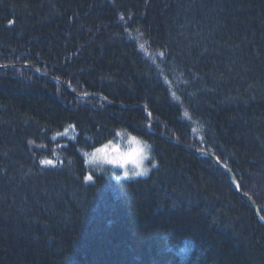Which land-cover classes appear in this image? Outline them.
<instances>
[{
    "label": "trees",
    "instance_id": "obj_1",
    "mask_svg": "<svg viewBox=\"0 0 264 264\" xmlns=\"http://www.w3.org/2000/svg\"><path fill=\"white\" fill-rule=\"evenodd\" d=\"M119 131L156 167L87 180ZM262 217L264 0H0V264H264Z\"/></svg>",
    "mask_w": 264,
    "mask_h": 264
},
{
    "label": "rangeland",
    "instance_id": "obj_2",
    "mask_svg": "<svg viewBox=\"0 0 264 264\" xmlns=\"http://www.w3.org/2000/svg\"><path fill=\"white\" fill-rule=\"evenodd\" d=\"M73 133L69 131L70 135H67L69 138H74L76 135L75 129L72 127ZM147 143L144 139H141L140 137L124 132L119 131L114 139L106 142L102 147L96 148L89 152H84V159L85 164L88 169V176L93 177L94 174H108L107 171L113 170L118 168L120 170V174L117 177L123 178V179H133L136 177H144L147 176L150 173L153 163V158L148 162L149 172L147 175H136L133 176V172L125 166H119L116 164H108L107 160L104 158L105 156L109 158L117 157L120 155H126L128 153L133 152L136 148H142L143 144ZM149 144V143H148ZM103 149V152H98V150ZM95 154L98 158L95 160V162H89V158ZM128 172V177L124 176V172ZM112 173V172H111ZM113 174V173H112Z\"/></svg>",
    "mask_w": 264,
    "mask_h": 264
},
{
    "label": "clouds",
    "instance_id": "obj_3",
    "mask_svg": "<svg viewBox=\"0 0 264 264\" xmlns=\"http://www.w3.org/2000/svg\"><path fill=\"white\" fill-rule=\"evenodd\" d=\"M142 149V152L140 151ZM152 159L151 145L144 143L142 148H136L133 152L121 156L116 165L128 167L133 173L143 172L145 175L149 172L148 162ZM95 162V161H94ZM108 164H113L109 163Z\"/></svg>",
    "mask_w": 264,
    "mask_h": 264
},
{
    "label": "snow or ice",
    "instance_id": "obj_4",
    "mask_svg": "<svg viewBox=\"0 0 264 264\" xmlns=\"http://www.w3.org/2000/svg\"><path fill=\"white\" fill-rule=\"evenodd\" d=\"M143 47H144V45L141 44V45H140V48L143 49ZM29 143H31V141H30ZM103 151H104L103 149L98 150V152H103ZM140 151L142 152V149H141ZM121 156H123V155H120V156H117V157H113V158H109V157L105 156L104 158H105L109 163H113V164H115V163L117 162V160H118ZM97 158H98V157H97L95 154H93V156L89 158V162H94ZM40 163H41L42 165H51V164H53V161L45 159V160H41ZM121 166H123V165H121ZM152 166H153V167H156V162H155L154 160H153ZM128 175H129V174H128L127 171L124 172V176H125V177H128ZM132 175H133V176H136V175H145V174H144L143 172H141V173H133ZM86 179L90 181V180L92 179V177H91V176H88V177H86ZM262 219H264V217H262Z\"/></svg>",
    "mask_w": 264,
    "mask_h": 264
},
{
    "label": "water",
    "instance_id": "obj_5",
    "mask_svg": "<svg viewBox=\"0 0 264 264\" xmlns=\"http://www.w3.org/2000/svg\"><path fill=\"white\" fill-rule=\"evenodd\" d=\"M13 66H19V67H29L30 68V65H26V64H16V65H13ZM107 103H109L110 104V102L109 101H107ZM147 114H148V116H149V118H150V120H151V117H150V114L147 112ZM162 137H164L166 140H168V141H170V142H173L174 143V141H172L171 139H169L164 133H162V134H160ZM184 148H187V149H189V147H186V146H184ZM196 152H199V151H196ZM231 180H232V182H233V185L237 188V186H236V182H235V178L233 177V176H231ZM247 198H249L248 196H246ZM250 199V198H249ZM254 204V209H255V212H256V214L258 215V208H257V206H256V204L255 203H253ZM260 219V218H259ZM261 220V219H260Z\"/></svg>",
    "mask_w": 264,
    "mask_h": 264
}]
</instances>
